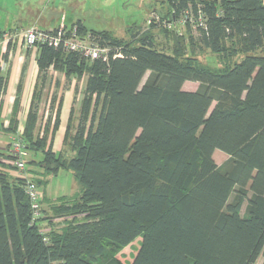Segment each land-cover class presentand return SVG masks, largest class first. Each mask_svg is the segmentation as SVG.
<instances>
[{
    "label": "trees",
    "instance_id": "trees-1",
    "mask_svg": "<svg viewBox=\"0 0 264 264\" xmlns=\"http://www.w3.org/2000/svg\"><path fill=\"white\" fill-rule=\"evenodd\" d=\"M169 5L170 20L205 13L195 41L175 31L173 44L159 47L148 29L121 38L79 19V34L108 47V61L39 48L44 74L86 76L78 123L71 114L65 133L72 156L52 148L59 122L40 136L36 106L23 131L18 100L7 126L0 110V131L19 132L33 153L32 179L30 170L39 172L29 165L46 176L69 169L81 189L50 208L40 198L34 216L26 179L10 174L12 156L0 150V264H264V54L256 53L264 0ZM195 44L222 55L223 65L200 62L189 51ZM187 81L198 88L184 89ZM5 85L0 75V97ZM217 149L228 154L223 164ZM138 239L127 263L120 253Z\"/></svg>",
    "mask_w": 264,
    "mask_h": 264
},
{
    "label": "rangeland",
    "instance_id": "rangeland-1",
    "mask_svg": "<svg viewBox=\"0 0 264 264\" xmlns=\"http://www.w3.org/2000/svg\"><path fill=\"white\" fill-rule=\"evenodd\" d=\"M170 12L172 11L169 5V0H0V28L6 30L10 28L9 26L15 27L18 23L26 26L31 22L37 21L41 27L47 26V28L53 29V27L55 28L59 26L62 19L61 16H64L65 23L72 24L74 21L80 19L88 29L107 30L112 32L113 35L121 38H128L133 27L134 30L141 29V31L148 29L154 34V38L159 47L163 46L166 48L171 46L174 42L173 33H175V31L179 32L180 35L185 36L187 44H190V40L195 41V38L198 37V31L194 26H190L189 24L179 25L174 31H170L171 28L169 27H164L163 21H175V18L170 20L172 17ZM157 14L163 18L162 21H160V23H148L149 18H152L153 16L156 17ZM165 29H169V31ZM5 32L7 31L2 33L5 34ZM3 34H0V36ZM189 51H191L194 54V57L200 62L213 68L221 67L224 63L222 55L200 47L198 44L193 46L190 45ZM256 53L264 54V47ZM85 79L86 76L81 80L76 79L74 82L75 87L77 84L78 90L84 87ZM145 79L146 77L144 80ZM198 86V82L187 81L184 84V89L196 90ZM64 90L66 91V87L63 88V90H60V93L62 92L61 94H63ZM51 92L55 91L51 89ZM73 94L75 97L73 95L71 107L77 109L78 111H76V114H79L81 102L84 97L83 91L81 90L75 94V90H73ZM51 97L52 95L49 94V98ZM66 99L69 100V97L66 96ZM47 101L50 100L48 99ZM73 116L75 117L76 115ZM77 118L78 115L74 119V124L78 123H76ZM18 133L13 137L18 136ZM43 134L44 129H41L40 136H43ZM0 141L7 142V139L0 138ZM1 144L2 143H0V146L2 147ZM3 147L9 149L10 144H4ZM69 150L70 148L67 147L66 151H64V155L67 157L72 156V152ZM28 153V159H30L33 156V153L29 151ZM37 158L42 159V155L39 154ZM214 158L218 164H223V162L228 159V154L217 149L214 153ZM29 166L34 171L39 172V174L36 173L35 175L31 172L32 170H30L33 179L39 181L38 178L40 176L48 179L47 183H40L38 185L41 198L43 199L42 204L44 208H50L52 204L62 198L61 196H63V198H68L69 196H76L80 192L81 186L72 170L60 168L56 173L46 176L42 174L45 168L34 165ZM9 171L10 174L14 175L15 173L16 175L15 170H12V168L9 169ZM64 195H68V197H64ZM246 205L247 203L243 206V215L245 214ZM138 247L139 239L123 248L120 257L128 263L137 253ZM262 263L263 258L260 257L255 264Z\"/></svg>",
    "mask_w": 264,
    "mask_h": 264
},
{
    "label": "crops",
    "instance_id": "crops-1",
    "mask_svg": "<svg viewBox=\"0 0 264 264\" xmlns=\"http://www.w3.org/2000/svg\"><path fill=\"white\" fill-rule=\"evenodd\" d=\"M61 18L59 25L67 27L77 26L75 23H65L64 16H61ZM30 26L52 29L47 28V26L41 27L37 21L31 22L26 26L18 23L15 27L9 26L10 28L6 30L0 28L2 31L16 34L11 42H0V75L4 77L6 84L5 90L0 97L1 116L5 126H7L10 122L15 102L18 100L20 108L18 129L23 131L31 106H36L38 111L37 127L40 130L47 127L52 130L55 128L56 122H59L54 135H51L52 143L49 142L52 144L54 151L57 153L64 152L68 147L64 144V139L69 125V118L71 114L76 115L75 118L79 115L76 114L78 110L71 107V100H73L74 95L73 90H75V94L82 90L84 95L86 79L84 80V87L78 90V86L76 84L75 87L74 82L76 79L81 80L85 76L82 78H78L75 75L68 76L65 72L55 68H50L46 74L41 72L37 64L39 49L25 48L24 46L23 33ZM65 87L66 91L64 90V93L61 94L60 90ZM51 89L55 92H51ZM49 94L52 95L51 98H49ZM66 96L69 97V100L66 99ZM48 99L50 101H47ZM77 122L78 118L76 119ZM14 135L12 132L0 131V138L7 139V142L0 141L2 143L0 150H6L3 147L4 144H10Z\"/></svg>",
    "mask_w": 264,
    "mask_h": 264
},
{
    "label": "built area",
    "instance_id": "built-area-1",
    "mask_svg": "<svg viewBox=\"0 0 264 264\" xmlns=\"http://www.w3.org/2000/svg\"><path fill=\"white\" fill-rule=\"evenodd\" d=\"M201 11V10H200ZM162 21L159 14L156 17L149 18V22L159 23ZM165 27L176 28L179 25H190L195 28L206 26V15L204 12H198L195 14L192 10H185L179 17L175 18V21H163ZM16 34L5 32L0 36V42H11L15 38ZM24 46L25 48L39 49L42 46L63 47L65 51L76 52L81 54L87 59H102L104 61L109 60L110 49L103 47L98 42L91 39L90 34L82 36L79 34L78 26L67 27L65 25H59L53 29H41L37 26L28 27L24 33ZM119 53H115L114 56H118ZM12 156V166L16 175L23 177L26 180L25 190L31 200L32 210L34 216H37L41 210L40 202V190L37 183L30 177L27 170L28 150L26 149V143L21 137H13L8 149Z\"/></svg>",
    "mask_w": 264,
    "mask_h": 264
}]
</instances>
